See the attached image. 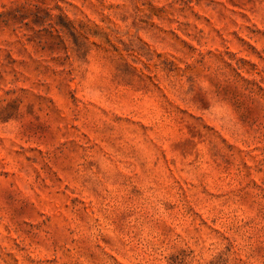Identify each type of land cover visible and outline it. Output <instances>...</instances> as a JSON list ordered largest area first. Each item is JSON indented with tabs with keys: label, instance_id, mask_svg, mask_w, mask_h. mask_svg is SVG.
Instances as JSON below:
<instances>
[{
	"label": "rangeland",
	"instance_id": "obj_1",
	"mask_svg": "<svg viewBox=\"0 0 264 264\" xmlns=\"http://www.w3.org/2000/svg\"><path fill=\"white\" fill-rule=\"evenodd\" d=\"M0 264H264V0H0Z\"/></svg>",
	"mask_w": 264,
	"mask_h": 264
}]
</instances>
